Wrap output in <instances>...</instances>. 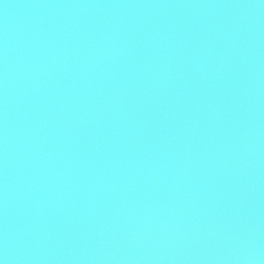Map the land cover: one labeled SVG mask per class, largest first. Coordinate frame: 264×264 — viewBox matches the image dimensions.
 Returning <instances> with one entry per match:
<instances>
[{
  "label": "water",
  "instance_id": "water-1",
  "mask_svg": "<svg viewBox=\"0 0 264 264\" xmlns=\"http://www.w3.org/2000/svg\"><path fill=\"white\" fill-rule=\"evenodd\" d=\"M0 264H264V0H0Z\"/></svg>",
  "mask_w": 264,
  "mask_h": 264
}]
</instances>
